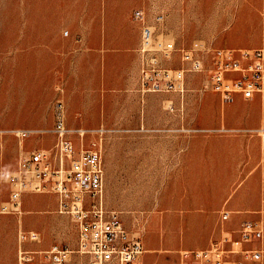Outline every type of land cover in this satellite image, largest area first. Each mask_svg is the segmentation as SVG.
Segmentation results:
<instances>
[{"label": "rangeland", "instance_id": "1", "mask_svg": "<svg viewBox=\"0 0 264 264\" xmlns=\"http://www.w3.org/2000/svg\"><path fill=\"white\" fill-rule=\"evenodd\" d=\"M215 49H264V0H0V172H14L21 152L54 148L62 102L68 129L106 131V207L142 239L148 264L177 256L182 264L184 252L210 248L241 216L232 202L249 208L246 220L258 218L264 166V99L237 95L246 103L223 105L184 61L187 51ZM204 60L210 65L212 54ZM155 61L183 72L173 91L144 90L143 71ZM239 112L259 114L263 125L249 133L256 143L240 151L238 169L233 141L244 135L226 118ZM188 114L208 131L195 132ZM20 130L33 134L21 139L13 134ZM71 138L80 146L79 134ZM10 195L0 178V209L10 208ZM57 209L54 192L28 190L21 214L0 218L1 255L15 238L17 264L20 250L34 253L35 264H49L45 252L55 247L77 251L70 217L46 218ZM89 260L74 253L70 264Z\"/></svg>", "mask_w": 264, "mask_h": 264}, {"label": "built area", "instance_id": "2", "mask_svg": "<svg viewBox=\"0 0 264 264\" xmlns=\"http://www.w3.org/2000/svg\"><path fill=\"white\" fill-rule=\"evenodd\" d=\"M209 53L212 54L210 65L204 60ZM184 61L189 71L206 77V89L218 94L223 105L231 103L237 95L246 100H253L258 95L264 99V49H215L201 54L187 51ZM156 64L157 61L151 70L143 71L144 90L173 91L176 82L182 80L183 72L173 75L169 70L157 68ZM51 133L57 139L51 151L21 152L14 172H0V178L11 186L10 208L3 210L20 214L22 199L28 190L36 193L52 191L58 196V213L70 217L76 226L78 248L71 251L55 247L45 252L49 264H70L74 253L88 256L89 264H139L145 252L142 239L131 236L120 215L106 207V131L68 129L65 106L59 102ZM13 134L25 139L33 132L20 130ZM74 134L81 137L80 146L74 144L71 138ZM87 135L92 139L85 145ZM260 198L258 218L242 223L238 239L227 235L208 249L184 252V264H264V166ZM222 219L228 221L230 213L225 212ZM29 238L39 241L41 236L31 233ZM247 244L256 246L245 249ZM33 255L20 250L18 264H35Z\"/></svg>", "mask_w": 264, "mask_h": 264}, {"label": "crops", "instance_id": "3", "mask_svg": "<svg viewBox=\"0 0 264 264\" xmlns=\"http://www.w3.org/2000/svg\"><path fill=\"white\" fill-rule=\"evenodd\" d=\"M236 103H246L244 101V99L240 96H236L234 98V100L230 103V105L232 104H236ZM220 119L219 117H217V120ZM187 120H189V122L187 123L188 126L190 127H198L200 129H198L200 132H204V131H208L205 128H208L210 126L205 125V123L203 122V119L201 118L200 115H198L197 117L192 116L191 114L187 115ZM227 125L230 126L232 128V130L234 131H238L243 132V135H238L237 138L234 139L233 143L236 145L235 151L237 153V156L235 158V163H233L231 166L235 167V168H241V167H245L244 162L241 161L240 159V151L245 149L246 144L248 145V147L250 145H255L256 140L254 139V137L249 136V133L252 131H255L256 129H258L260 126L263 125L262 121H261V116L259 114L256 113H248V112H239L236 114H233V116L231 114L227 115ZM203 129V130H202ZM205 129V130H204ZM240 146L242 148H240ZM207 148H201V151H206ZM262 152L264 154V140H262ZM233 200H237V197H230V199ZM231 209L232 212L234 213H239L238 218L234 217V220L232 221V225L230 226V229L228 228V230H221L219 231V235L218 237L220 238L219 240H221L225 235H229L232 236L234 239H238L239 237V229L242 225L243 222L248 221L247 219V212H249V208H244L243 205H238L237 201L236 202H232L231 204ZM50 214H46V218L47 220L49 218H51L54 221H63L66 222L68 221V217L66 215H61L58 213V209L56 210H52L50 212H48ZM230 213V218H231V212ZM21 214V213H20ZM16 216L18 215V213L16 212H5L3 209H0V218H8L10 216ZM74 246V245H73ZM256 246V244H247L244 246L245 249H252ZM3 247V245L0 243V249ZM11 248V250H10ZM77 248H78V240H77ZM8 251H7V256L4 257L3 255H1L0 252V264H17V242H16V238L15 240L12 242L11 247L8 246L7 247ZM188 252V251H187ZM184 254V253H183ZM183 254H182V264H184L183 262ZM139 264H148L147 260L144 258L143 256L140 258L139 260ZM172 264H180V258L174 257L172 258Z\"/></svg>", "mask_w": 264, "mask_h": 264}, {"label": "bare ground", "instance_id": "4", "mask_svg": "<svg viewBox=\"0 0 264 264\" xmlns=\"http://www.w3.org/2000/svg\"><path fill=\"white\" fill-rule=\"evenodd\" d=\"M260 132H261V134H263V135H264V130H261ZM263 138H264V137H263ZM263 140H264V139H263Z\"/></svg>", "mask_w": 264, "mask_h": 264}]
</instances>
